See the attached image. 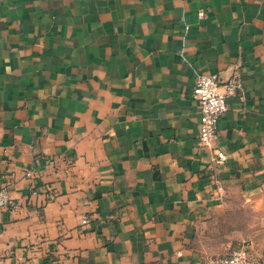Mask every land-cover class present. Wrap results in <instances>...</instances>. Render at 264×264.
Listing matches in <instances>:
<instances>
[{
    "label": "crops",
    "instance_id": "0c3cea01",
    "mask_svg": "<svg viewBox=\"0 0 264 264\" xmlns=\"http://www.w3.org/2000/svg\"><path fill=\"white\" fill-rule=\"evenodd\" d=\"M3 184L0 264H264V0H0Z\"/></svg>",
    "mask_w": 264,
    "mask_h": 264
},
{
    "label": "built area",
    "instance_id": "2783aa9c",
    "mask_svg": "<svg viewBox=\"0 0 264 264\" xmlns=\"http://www.w3.org/2000/svg\"><path fill=\"white\" fill-rule=\"evenodd\" d=\"M202 16V12L199 13ZM242 90L240 73L234 70L226 79H222L218 73L201 75L192 90L193 98L200 107L198 140L201 144L210 146L217 138V125L219 119L227 111L226 99L230 95H236ZM226 160L223 151H215V164L222 165ZM30 175V172H27ZM218 188H221L218 186ZM15 206L6 185H0V210L10 209ZM88 222L87 216H82V223ZM205 264H261L254 260L246 246H241L223 257H211Z\"/></svg>",
    "mask_w": 264,
    "mask_h": 264
},
{
    "label": "rangeland",
    "instance_id": "374dc122",
    "mask_svg": "<svg viewBox=\"0 0 264 264\" xmlns=\"http://www.w3.org/2000/svg\"><path fill=\"white\" fill-rule=\"evenodd\" d=\"M240 216H242V214H240Z\"/></svg>",
    "mask_w": 264,
    "mask_h": 264
}]
</instances>
